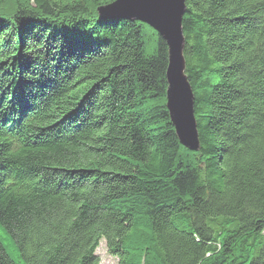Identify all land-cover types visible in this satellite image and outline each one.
Wrapping results in <instances>:
<instances>
[{
	"label": "trees",
	"instance_id": "trees-1",
	"mask_svg": "<svg viewBox=\"0 0 264 264\" xmlns=\"http://www.w3.org/2000/svg\"><path fill=\"white\" fill-rule=\"evenodd\" d=\"M112 1L0 0V264H264V0H184L197 151Z\"/></svg>",
	"mask_w": 264,
	"mask_h": 264
},
{
	"label": "water",
	"instance_id": "water-1",
	"mask_svg": "<svg viewBox=\"0 0 264 264\" xmlns=\"http://www.w3.org/2000/svg\"><path fill=\"white\" fill-rule=\"evenodd\" d=\"M99 19L137 20L148 25L167 45L165 106L179 143L199 150L194 94L185 74L182 17L184 0H113L96 8Z\"/></svg>",
	"mask_w": 264,
	"mask_h": 264
},
{
	"label": "rangeland",
	"instance_id": "rangeland-1",
	"mask_svg": "<svg viewBox=\"0 0 264 264\" xmlns=\"http://www.w3.org/2000/svg\"><path fill=\"white\" fill-rule=\"evenodd\" d=\"M10 4H12V2ZM3 9L7 13L11 11V9L7 6L4 7ZM0 240L8 255L16 261L17 256H16V250L13 246V242L11 241L9 235L6 234L5 231H3V229L1 228H0ZM95 253L99 259V264H117V259L108 252L105 246V242L103 240L100 241Z\"/></svg>",
	"mask_w": 264,
	"mask_h": 264
}]
</instances>
